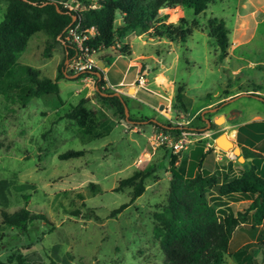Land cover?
<instances>
[{"label": "rangeland", "instance_id": "1", "mask_svg": "<svg viewBox=\"0 0 264 264\" xmlns=\"http://www.w3.org/2000/svg\"><path fill=\"white\" fill-rule=\"evenodd\" d=\"M235 1H210L204 12L198 14L184 7L183 17L188 22L195 20L197 24L192 26L190 35L183 42L165 40L153 45L162 64L168 67L162 69L155 62L151 69L157 67L173 74L174 93L176 84L183 82L182 101L186 114L177 115L183 111L174 107L173 97L165 109L163 104L168 102L165 97H160L163 103L155 109L147 101L125 97L127 116H142L170 124L174 118L187 119V125L202 124L200 131L209 132L202 134L199 140L214 144L218 130L214 125L205 127L203 118L211 119L213 112L241 109L239 115L226 119L225 123L252 122L236 127L238 140L245 138L244 143L261 151V128L259 119L253 114L258 112L260 119L264 118V101L248 95L215 101L225 92L250 87L253 83L264 92V67L255 62L264 59V21L244 46L231 48V34L227 33L228 55L222 59L218 58L214 39L201 29L208 15L221 17L230 29ZM4 8L5 0H0V19ZM48 40L40 31L31 34L15 63L0 77V209L12 212L24 206L46 217V221L25 222L22 230L3 223L0 216V260L20 253L36 264H163V254L151 231L152 214L166 202L170 178L168 158L173 152L159 145L148 158L136 163L138 157L146 156L143 151H150L147 135L153 125L146 120L133 125L132 121L114 117L95 96L96 101L86 106L94 108L102 123L91 133L82 132L74 120L64 114L84 93L93 92L94 95V89L91 82L81 76L70 78L68 75L72 73L66 75L68 78L56 76L63 48L61 42H53L44 53L43 47ZM122 58L127 60V57ZM248 59L251 64H247ZM17 64L29 65L38 70L39 75L55 78L57 92L23 99L21 89L12 82ZM238 64L240 69L234 71ZM127 68L130 78L134 67ZM149 72L152 74V70ZM16 76L23 79L19 74ZM165 78L156 73L151 82L160 89L166 83ZM128 92H132V87ZM211 101L216 103L211 106L215 108L206 110L209 108L206 104ZM198 107L199 112L195 111ZM164 111L171 117L165 118ZM233 145L239 147L235 140ZM67 149H82V153L57 157V153ZM173 154L176 156L175 167L183 172L186 155L182 151ZM238 154L241 155L240 150ZM243 160L231 149L223 150L214 161L213 172L218 178L224 173L235 175L242 169ZM134 169L147 171L143 178L144 190L120 211L108 216L112 208L128 201L131 188L116 189V185L119 178ZM257 172L264 176L260 161ZM250 199L251 195L247 193L233 192L220 197L222 204L219 207L235 212L243 209ZM238 233L246 236V241L238 248L249 251L264 264V221L254 224L248 211L246 220L234 231L235 235ZM237 262L233 255H227L222 264Z\"/></svg>", "mask_w": 264, "mask_h": 264}, {"label": "trees", "instance_id": "2", "mask_svg": "<svg viewBox=\"0 0 264 264\" xmlns=\"http://www.w3.org/2000/svg\"><path fill=\"white\" fill-rule=\"evenodd\" d=\"M213 0H101L95 8H84L78 12L77 18L81 26L94 27V35L90 39L92 44H100L102 49H109L114 41L120 45L111 49L107 55L128 53V46L122 38L130 33L147 32L151 36L162 37L169 42H183L190 35L192 26L196 21H187L183 16L174 22H166L165 15L159 13L161 7L181 5L191 8L194 14L203 13L208 2ZM54 3L60 10H57ZM115 15L119 16L116 22ZM71 14L67 12L58 0H5V8L0 19V77L15 63L18 53L24 48L28 37L34 32L44 33L49 40L43 47L44 53L52 47L53 42H61L62 30L70 21ZM215 42L218 58L228 55L227 27L221 17L208 15L201 26ZM63 55L57 64L56 76L66 77L70 73L64 67L63 60L71 53L70 48L61 42ZM103 57V54L100 55ZM97 67L93 68L95 71ZM21 75L20 80L16 75ZM94 77L97 89L94 96L110 109L112 116L124 118L123 104L125 97L101 94L111 92L104 88L102 72ZM77 74L71 78L80 77ZM68 78V77H66ZM21 81L24 83L20 84ZM12 82L21 89L20 96L26 99L42 93H56L55 78L51 79L39 75L38 70L29 65L17 64ZM183 83L176 84L173 96L174 107L178 106L185 111L182 101ZM259 89L257 84L250 87H238V90ZM264 99V95L256 94ZM86 98L80 96L77 101L65 112V116L73 119L82 132L91 133L94 128L102 123L95 111L85 105ZM132 124L147 121L156 129L176 131L167 121H152L142 116H127ZM261 128V151L241 146L242 156L249 160L235 175L227 173L218 178L215 173L209 172L213 156V148H203L202 140H197L187 155V164L180 172L174 164L175 154L170 153L168 170L170 173L166 202L152 214L151 231L157 240L158 247L163 254V264H222L227 255L237 258L236 264H261L249 251L238 248L246 241L242 233L234 234L236 227L246 220L250 212L254 224L264 221V176L257 172V166H264V118L258 121ZM213 125L209 122V126ZM82 149H67L57 153L58 158L80 155ZM255 157H259L258 160ZM147 171L134 169L128 175L117 181L116 189L122 186L131 188L128 201L118 204L108 212L112 216L144 190L143 178ZM91 186V181L88 182ZM212 190L208 196V191ZM247 193L251 195L246 206L235 212L219 207L222 204L220 197L233 193ZM2 222L11 226L25 229V222L46 217L41 212H34L20 206L12 212L0 209ZM263 243V242H262ZM0 264H36L27 259L23 254L9 255Z\"/></svg>", "mask_w": 264, "mask_h": 264}, {"label": "crops", "instance_id": "3", "mask_svg": "<svg viewBox=\"0 0 264 264\" xmlns=\"http://www.w3.org/2000/svg\"><path fill=\"white\" fill-rule=\"evenodd\" d=\"M234 11L235 14L232 19L233 24L230 29H227V33L231 34V39H230L231 48L235 46H244L251 41L255 29L261 22L264 21V0H236ZM159 13L164 14L166 16L165 17L166 22H174L178 19V17L183 16V7L178 4L172 7H161L159 8ZM118 21H119V16L116 17V22ZM135 38L137 39L135 40L136 42H134ZM165 40L166 39L162 37L151 36L147 32H140V33L130 32L122 38V42L126 43L128 46V53H121V54L116 53V54H112L111 56H108L107 53L111 52V49L100 50L97 54V63L100 65V70L102 72V79H103L102 86L104 88H107L108 90H111V92L117 91L120 96L147 101L154 109L156 107L158 108L161 107V103H163V101L161 100L160 97H165L168 99V102L166 103L164 102L163 107L164 109L165 107H169L170 101L174 96L173 74L169 72H164L162 70V69H166L168 66L167 65L164 66L162 64L157 50L153 47L155 43L158 44ZM101 54H103L102 58L100 57ZM122 57H127V60H124ZM155 62H157V65L159 67H162V69H159L157 67L151 69L153 68L152 63ZM255 62L261 63V66L264 67V59H260ZM249 63L251 64L252 61L248 59L247 64ZM240 66L241 65L238 64L234 68V71H238L240 69ZM127 67H134V73L130 78H128ZM149 70H152V74H150ZM156 73H159L166 77L165 78L166 83L163 86V88L158 89L157 85L151 82V78ZM138 74H143V76L146 78V81L143 83H137L136 77L138 76ZM159 81H160V77H158L157 79V82ZM88 84L89 83L87 82L86 85ZM91 84H92V88L95 90L94 80L91 82ZM129 87H132V92H128ZM256 94L264 95V92H262L260 89H255L251 91L250 89L238 90L237 88L233 92H225L224 95L219 97L215 102L219 100H228L238 95L253 96L261 101H264L263 98H261ZM82 96L86 98L85 105L88 104L89 102L96 101L93 92H86ZM215 102L211 101L207 103L206 107L209 108H207L206 110H213L215 107H211V106L214 105ZM195 111L199 112L200 108L198 107ZM203 111L204 110L201 111V114ZM240 113H241V109H233L227 112H213L211 115V119L203 118V120L205 127H208L209 122H211L215 126V129L218 130L217 133L224 132L226 136L232 141V143L233 140H235V142H238L239 147L238 146L237 147L241 152V146H245L250 149L253 148L247 145L246 143H244L246 140L245 138H243L241 141L238 140L236 127H242L252 122H244L245 120H236L230 123H225L226 119H233ZM183 114H186V111H183V113L182 112L177 113L178 116H181ZM163 116L167 119L171 117L168 115L166 111H164ZM253 117L255 119H259L258 121L261 120L260 119L261 117L258 112L254 113ZM181 121L184 122V126L188 128H194L199 131L200 129H202V124L194 127L192 125H187L188 124L187 119ZM151 130L152 128H150V131ZM198 139L191 142L186 148L179 150L182 151V154L186 155L184 170L186 168L187 159H188L187 155L189 153V150L193 147L194 143ZM207 146H211L213 148L212 149L213 156L210 164L211 168L209 170V172H212L214 171V161L217 159L218 153L221 151L223 152V150L215 147L214 144H204L203 148H206ZM142 153H145V151H143ZM242 158L244 157L242 156ZM248 160L249 157H245L244 160L241 162V165L243 166V163L245 164ZM175 162H176V158L174 160V163Z\"/></svg>", "mask_w": 264, "mask_h": 264}, {"label": "built area", "instance_id": "4", "mask_svg": "<svg viewBox=\"0 0 264 264\" xmlns=\"http://www.w3.org/2000/svg\"><path fill=\"white\" fill-rule=\"evenodd\" d=\"M101 0H58L61 6L71 14L70 21L64 26L62 30V37L60 41L67 45L71 53L66 57L65 69L70 73L81 74L83 80L93 81V68L97 67V54L102 50L100 44L90 43V39L94 35V27L81 26L77 18L78 12L84 8H95L100 5ZM120 42L114 41L109 46V49H116ZM146 78L143 74H138L136 77L137 83H143ZM176 131H169L163 129L153 128L147 135L149 141L150 151H145L142 157L136 159V163L148 158L149 154L157 146L163 145L171 150V152H178L180 149L186 148L191 142L201 137L202 133L197 129L188 128L184 126L181 120L173 119L171 123Z\"/></svg>", "mask_w": 264, "mask_h": 264}, {"label": "water", "instance_id": "5", "mask_svg": "<svg viewBox=\"0 0 264 264\" xmlns=\"http://www.w3.org/2000/svg\"><path fill=\"white\" fill-rule=\"evenodd\" d=\"M54 6H55V8L57 9V10H60L59 8H58V6L56 5V3H54ZM65 62H66V57H65V59H64V65H65ZM93 74L95 75V76H97V77H99L100 76V65L97 63V69L95 70V71H93ZM68 75V74H67ZM77 74H75V73H72V74H69L68 76L69 77H74V76H76ZM95 89H97V87H96V85H95ZM101 94H108V95H111V94H113V95H116V96H118L120 99H121V97H120V95H119V93L117 92V91H112V92H102V91H99ZM262 98V97H261ZM264 100V99H263ZM122 104H123V111H124V116H125V120L126 121H128V119H126L127 118V113H128V111H127V108H126V105L124 104V102H122ZM152 120V119H151ZM224 132H220V133H218L215 137H214V145L215 146H217L218 148H220L221 150H228V149H231L233 152H236V156L237 157H241L242 158V156L240 155V154H238V151H239V148L237 147V146H235V145H233V143H232V141L230 140V139H228V138H223L224 137Z\"/></svg>", "mask_w": 264, "mask_h": 264}, {"label": "bare ground", "instance_id": "6", "mask_svg": "<svg viewBox=\"0 0 264 264\" xmlns=\"http://www.w3.org/2000/svg\"><path fill=\"white\" fill-rule=\"evenodd\" d=\"M223 138H228L227 136H226V134H224V137ZM229 139V138H228Z\"/></svg>", "mask_w": 264, "mask_h": 264}]
</instances>
